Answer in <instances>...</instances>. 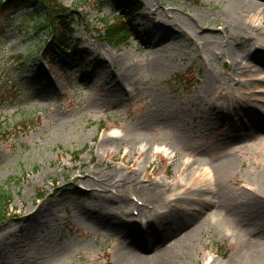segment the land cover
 I'll return each mask as SVG.
<instances>
[{
	"label": "rangeland",
	"instance_id": "rangeland-1",
	"mask_svg": "<svg viewBox=\"0 0 264 264\" xmlns=\"http://www.w3.org/2000/svg\"><path fill=\"white\" fill-rule=\"evenodd\" d=\"M57 1L78 17L71 36L78 41L81 61L66 75L42 55L50 35L36 30L34 24L37 17L43 21V15L32 7L16 14L0 10V192L11 198L0 221V234L6 233L5 241L0 237V264L114 262L125 242V227L81 226L77 218L106 197L113 199L107 203L110 210L126 221L138 216L136 208L143 205L145 196L130 193L131 203L125 205L113 187L89 196L93 180L104 179V171L114 169V176L137 170L140 183L136 188L152 180L169 184L165 191L156 188L163 199L169 194L196 197L184 193L177 182L183 177L191 183L200 172L212 177V188L202 197L208 201L214 202L225 192L241 196L243 190L257 189L264 176V45L229 23L226 0H131L139 7L131 17L136 31L122 46L108 44L100 32L126 16L124 7L105 0ZM156 7L161 13L151 14ZM187 16L197 17L205 27L197 36H205L208 46L191 35L189 27L179 32L175 18L183 25ZM151 17L154 25L143 30L140 23ZM255 24L264 37V25L259 20ZM163 26L174 30L176 37L159 38L155 53L142 50L139 32L162 33ZM253 50L256 53L251 54ZM154 57L160 61L157 66ZM231 62L247 68L236 73L230 69ZM249 66L257 71H247ZM122 67L133 72L131 82L123 84ZM211 73L215 81L207 88L204 85ZM228 73L238 80L234 92L242 93L237 94L242 99L231 100ZM127 90L133 95L128 97ZM245 98L254 109L241 104ZM234 105L237 114L222 118L232 120L237 129L209 123L216 109ZM173 125L181 129L176 131ZM125 132L139 138L137 152L142 146L146 152L135 154L126 147L121 140ZM107 137L115 140L102 145ZM134 161L139 166L134 167ZM185 162L194 166L178 170ZM41 205L40 220H49L47 228L22 247V257L14 255L7 243L27 233L29 219L22 221V216L28 208L36 210ZM193 210L207 213L206 222L177 233L181 238L173 243L178 255L175 264H261L251 260L248 237H231L229 226L216 228L209 205L197 203ZM8 229L13 232L8 234ZM260 242L264 252V239ZM165 244L152 247L147 256L158 259L161 253L156 250ZM52 248L53 253L43 254Z\"/></svg>",
	"mask_w": 264,
	"mask_h": 264
},
{
	"label": "bare ground",
	"instance_id": "bare-ground-1",
	"mask_svg": "<svg viewBox=\"0 0 264 264\" xmlns=\"http://www.w3.org/2000/svg\"><path fill=\"white\" fill-rule=\"evenodd\" d=\"M226 2L227 3L224 5V7L227 17L229 18V23L237 31L244 34L246 33L248 39L255 40L257 44L258 42H260L262 47L264 45V37L262 36L260 31L257 30L258 27L255 24V21L259 20L260 25H264V0H226ZM170 11L173 12L174 9H171ZM150 13L160 14L161 12L156 7L152 9ZM168 17V21L171 20L174 22V20L170 16ZM187 17L188 19L185 20V22H182L183 25L178 24V20L177 18H175V21L179 26V32L183 34L184 30H188L190 28L192 33L191 35H195L198 38V41H201L202 44H207L208 46L210 42L205 41V36H197L198 30H200L199 33L202 34L205 30V27L202 28V26L198 24L197 17ZM148 19L140 23V25H143V30H148L150 26L154 25V18L151 17V19ZM161 25L162 24H160V27H162ZM193 25H196L197 30H194ZM148 33L150 34L148 35L147 33L140 31L138 34V40L144 43L143 47H141L142 50L154 53L156 52L155 43L159 38L162 37V39H166L176 37V33L174 32V30L168 29L164 26L162 29V33H159L158 31H156L155 33ZM192 41L195 46H198V41L196 39L193 38ZM254 53H256L255 50H253L251 54ZM220 54L227 53L226 51H222L220 52ZM154 64L156 66L160 64L159 59L156 57H154ZM252 66H249L247 71H252L253 69H255ZM230 67V69H232L234 72L239 73L241 71H244L246 66L240 65L238 64V62H231ZM122 69L123 72L121 74V77L123 79V84L124 82H131L133 72H127V67H122ZM227 79L229 83L228 88H231L230 92L231 95H233V98H229V100L231 99L232 101H236L237 98L242 99L240 95L237 96V94L242 93L238 91L234 92V83L238 82V80L232 73L227 74ZM211 80L215 81V75H213V73L210 74V78H208L207 83H205L204 86L209 88ZM121 87L122 85L120 86V88ZM126 95L130 97L133 94H131L130 91L127 90ZM246 99L247 98H245L244 101H241V104L243 105L244 103L245 106L254 109V107L251 106L249 102L246 101ZM237 111L239 110L235 105L231 108L228 106H222L216 109V112L209 115V123H221V125L225 127H233L234 129H237L236 127L238 126H236V124L232 120L225 119L228 114H237ZM222 116L225 118H222ZM172 127L176 131H179L181 129L177 125H173ZM112 136L117 135L113 134ZM114 140L115 139L111 137H107L103 141L102 145ZM121 140H125L126 147L133 149L135 154L142 155L144 152H146L145 147L143 146L141 148V151L137 152L136 145L139 138L134 133L125 132V135L121 138ZM173 162H175V160ZM136 166H139V163L134 161V167ZM190 166L193 167L194 165H191L190 162H185L184 164L179 166L178 170H188ZM147 168L148 167L145 166L144 170L146 171ZM113 173L114 169L109 172L104 171L101 173L104 179H94L92 187L88 191V194H91L89 196H94L99 191L106 193L111 187H113L119 190V193L116 191V197L120 199L122 205H125L131 203L130 193H134L136 195L140 194L141 196L144 195L145 200L143 205L136 208L138 211V216L125 218L126 221L122 220L107 206V203L112 201L113 199L103 197L105 198V200L100 201L98 206L93 205L89 208H85V211L83 212L84 215H80V217L78 216L77 218V222L81 226H91L93 228L106 227L111 230H117L119 228L125 227L126 230L123 237L125 242L119 246L116 252L115 261H109L108 264H175V258L178 255L175 253V246H173V243H179V240L181 238L177 233L182 230L184 233H186L188 229L184 231V228H187L188 225L194 226V224L200 221H203L204 224L206 222L205 218L207 213H205L204 215L201 213V211H191V209H197V203L209 205L210 211L214 212L213 216L215 219L216 228L229 226V228L233 229V232H231V237H234V235L246 238L248 237V241L250 242V244H248V251L251 252V260L263 264L264 255L262 254L264 252H262L263 244H261L260 240L264 239V176H262V182L257 186V189H251L253 191L243 190V195L241 196L236 195V193L233 194L231 192H225L214 202H212L211 200L208 201V198H202L205 192L210 191V187L213 183L212 177L210 179L209 177L204 176L202 172L194 175L191 183H188V180L186 181V179H182L183 177L180 178V181L177 182L178 184L180 183L183 186L184 193H187L189 195L193 194L196 196L186 199L182 197H173L171 196V194L165 195L163 199L161 191H156V188L163 187L161 189L162 191H165L168 189V187H170V185L160 181L155 182L152 180V182L150 181L147 185L136 188L134 185L140 183L139 177L137 176V170H133L131 172L126 171L125 173H120L114 176L112 175ZM132 184L134 188H131ZM101 187L103 188V190H101ZM151 188L154 189V191ZM214 193H217V190H215ZM173 195L178 194L175 193ZM51 201H53L52 198H50L49 202ZM158 201L163 204L161 207L160 205L158 206L155 204ZM190 206L193 207L191 208ZM41 209L42 205L36 208V210L28 208L25 216H22L24 218H22L20 214H16L14 216L16 218L21 217L22 221H26L27 219H29L27 233L19 240H16L13 243H7V246H11L14 248L12 252L14 253V255L22 257V247H26L30 243H32V240L36 239L35 237H37V234L47 228L49 220H40V214L42 213ZM2 227L3 226L1 225L0 228ZM259 228H263V230H259ZM7 232L9 234L13 231L12 229H8ZM5 234H0L1 240L3 241H5L6 238ZM169 237H173V240H170L166 245L165 243L168 241V239H170ZM159 244H165L164 247L160 249L157 248L156 250L157 252L161 253L159 258L153 259L151 257H148L146 254L148 253L147 251H149L152 247L158 246ZM53 252L54 248L50 249V252L45 251L43 254L50 255Z\"/></svg>",
	"mask_w": 264,
	"mask_h": 264
},
{
	"label": "trees",
	"instance_id": "trees-1",
	"mask_svg": "<svg viewBox=\"0 0 264 264\" xmlns=\"http://www.w3.org/2000/svg\"><path fill=\"white\" fill-rule=\"evenodd\" d=\"M105 1L110 2L114 7H124L126 16L121 15L122 19L106 25L104 31L100 32L101 38L110 45H126L134 37L136 28L131 23V17L135 15L139 7L131 0ZM25 7H32L39 12V15H43V21L37 17L34 26L36 30L47 31L50 35L42 51L46 61L51 65L59 64L63 73L74 70L81 61L78 41L76 42V39L71 36V27L78 24V17H73L70 8L57 0H0L2 13L11 10V14H16ZM32 16L35 17V14ZM10 199L6 193L0 192V221L3 220L2 214L7 213L6 208Z\"/></svg>",
	"mask_w": 264,
	"mask_h": 264
}]
</instances>
